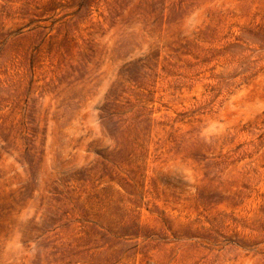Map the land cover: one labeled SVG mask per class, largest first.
Wrapping results in <instances>:
<instances>
[{"label": "rangeland", "instance_id": "1", "mask_svg": "<svg viewBox=\"0 0 264 264\" xmlns=\"http://www.w3.org/2000/svg\"><path fill=\"white\" fill-rule=\"evenodd\" d=\"M0 264H264V0H0Z\"/></svg>", "mask_w": 264, "mask_h": 264}]
</instances>
